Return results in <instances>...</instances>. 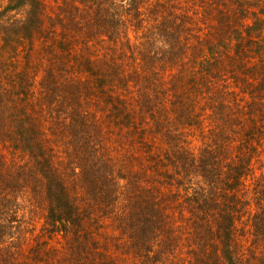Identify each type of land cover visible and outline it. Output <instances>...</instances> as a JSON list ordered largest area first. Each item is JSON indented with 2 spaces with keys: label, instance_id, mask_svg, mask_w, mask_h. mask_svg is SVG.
I'll return each mask as SVG.
<instances>
[{
  "label": "trees",
  "instance_id": "16d2710c",
  "mask_svg": "<svg viewBox=\"0 0 264 264\" xmlns=\"http://www.w3.org/2000/svg\"><path fill=\"white\" fill-rule=\"evenodd\" d=\"M263 145L264 0H0L1 249L27 195L47 264H264Z\"/></svg>",
  "mask_w": 264,
  "mask_h": 264
},
{
  "label": "rangeland",
  "instance_id": "374dc122",
  "mask_svg": "<svg viewBox=\"0 0 264 264\" xmlns=\"http://www.w3.org/2000/svg\"><path fill=\"white\" fill-rule=\"evenodd\" d=\"M209 124V120L206 119L203 125L199 124L197 127L193 126L188 128L181 126L180 130L183 131V134H185V138L181 142L182 150L189 149L195 152L199 151L204 146V137L206 135L205 133L209 130ZM203 126H206L207 128H204ZM31 201L32 200L29 199L27 195H22L20 199L17 200V202L15 201L16 207L19 208L18 214L15 218L16 222H14V234H12L14 235V242L16 244L11 243L12 245H10L9 248L6 246L1 249L0 247V253L3 255V257H0V264L8 263H6V261H2L3 258L5 260H9L8 264H22L24 261H27V264H42L45 262L44 259L49 261L53 259V254L52 252H49V249L50 247L54 246L56 242L50 241L48 234L44 229H42L45 222L46 209L44 208V205H41V203L38 202V205V203L33 204ZM13 207L14 206H12V208ZM102 214H104V219H109L108 214ZM244 226L245 225L242 224L240 225V227ZM58 237L62 243V235H59ZM43 239H45L44 241L48 242L44 246V251L40 252L38 256L34 253V247L38 241ZM19 243L20 246L18 247L22 248H20V250H18L12 257L8 258L9 249L12 251L13 245L17 247ZM61 243L59 245H61ZM128 264H133L132 260Z\"/></svg>",
  "mask_w": 264,
  "mask_h": 264
}]
</instances>
